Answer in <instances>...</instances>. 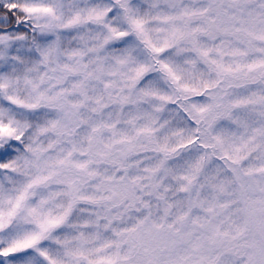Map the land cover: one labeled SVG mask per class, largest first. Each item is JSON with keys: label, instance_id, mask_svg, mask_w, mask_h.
<instances>
[{"label": "snow or ice", "instance_id": "1", "mask_svg": "<svg viewBox=\"0 0 264 264\" xmlns=\"http://www.w3.org/2000/svg\"><path fill=\"white\" fill-rule=\"evenodd\" d=\"M0 264H264V0H0Z\"/></svg>", "mask_w": 264, "mask_h": 264}]
</instances>
